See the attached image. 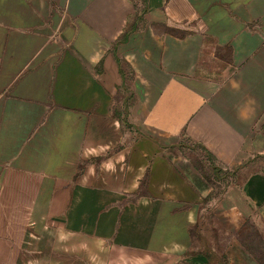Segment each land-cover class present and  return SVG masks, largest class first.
Wrapping results in <instances>:
<instances>
[{
    "label": "crops",
    "instance_id": "1",
    "mask_svg": "<svg viewBox=\"0 0 264 264\" xmlns=\"http://www.w3.org/2000/svg\"><path fill=\"white\" fill-rule=\"evenodd\" d=\"M195 148L242 176L211 197ZM16 254L264 264V0H0V256Z\"/></svg>",
    "mask_w": 264,
    "mask_h": 264
},
{
    "label": "rangeland",
    "instance_id": "2",
    "mask_svg": "<svg viewBox=\"0 0 264 264\" xmlns=\"http://www.w3.org/2000/svg\"><path fill=\"white\" fill-rule=\"evenodd\" d=\"M195 150L202 151L204 157L202 160L208 165L206 172L208 173L209 177H211L210 181L213 187V190L210 194L211 197L223 194L227 187L237 182L242 176V174H239L240 167L229 169L217 163L216 160H214L209 154H206L202 148H195ZM197 161L199 162L200 159ZM24 259L25 256L22 254L0 256V262L3 264H19L23 262Z\"/></svg>",
    "mask_w": 264,
    "mask_h": 264
}]
</instances>
